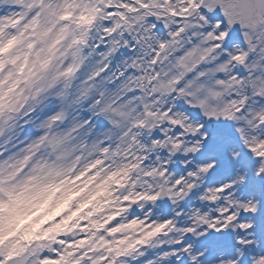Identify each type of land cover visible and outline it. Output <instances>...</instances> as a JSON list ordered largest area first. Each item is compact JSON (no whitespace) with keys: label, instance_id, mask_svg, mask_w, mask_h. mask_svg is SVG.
<instances>
[{"label":"snow or ice","instance_id":"1","mask_svg":"<svg viewBox=\"0 0 264 264\" xmlns=\"http://www.w3.org/2000/svg\"><path fill=\"white\" fill-rule=\"evenodd\" d=\"M154 2L135 0L138 14L123 31L113 23L111 0L109 7L101 0H0V208L30 183L49 187L90 170L115 175L118 157L135 158L132 167L142 174L134 197L121 191L115 218L88 221L96 231L77 221L35 243L25 235L29 243L20 244L0 228V264H166L191 256L193 229L180 227L171 208L178 205L182 217L179 209L201 192V201L217 207H193L197 221L208 224L214 211L218 224L238 225L240 250L229 243L225 258L264 264V165L259 184L243 171L264 160V136L253 134L264 128V0H231L240 9L235 14L223 0H164L170 14L153 11ZM96 5L101 26L93 35L78 25ZM193 132L198 143L189 149ZM85 157L87 167L80 163ZM197 164L212 177L206 189ZM235 165L231 179L212 176ZM186 171L193 182L185 188ZM233 189L259 191L260 202L234 199ZM74 193L67 191L61 209L81 200ZM137 224L138 239L117 241L116 233ZM221 231L230 236V229ZM202 242L213 243L207 235L194 241Z\"/></svg>","mask_w":264,"mask_h":264},{"label":"clouds","instance_id":"2","mask_svg":"<svg viewBox=\"0 0 264 264\" xmlns=\"http://www.w3.org/2000/svg\"><path fill=\"white\" fill-rule=\"evenodd\" d=\"M259 107V106H257ZM198 131V129H197ZM257 136H264V128L256 129L253 133ZM204 133H200L201 140L204 137ZM195 132L189 134L188 139L191 141V144L188 145L189 149L197 145V140L194 138ZM229 154L231 153V149L228 150ZM192 157H189V160H191ZM173 164L176 163L175 160L172 161ZM187 161H180V165L183 166ZM264 165V160H260L256 162L253 166L249 168H245L243 171L247 173L249 178L256 183H260V179L258 176V170L261 168V166ZM210 166V165H209ZM239 168V165H235L233 167V170L231 173H227L222 176H215V173H212V176L215 177L217 180H227L231 179V177L235 174H237V169ZM175 171V169H173ZM188 171H192L189 169ZM196 172L197 175L200 177L199 183L205 187V189L209 186L210 180L212 177L209 176L208 173H202L199 171V164L196 166ZM171 175V173H169ZM183 176L186 180L185 188L187 186V183H192L188 178V172H184ZM82 190V189H81ZM100 191H103V189H100ZM233 192L235 193L234 199H239L240 197H244L247 201L252 202V204L255 206L260 202L261 194L259 191L256 192H248L247 195H245L244 192L239 191L238 189H233ZM78 194V193H74ZM99 194V193H97ZM203 193H197L196 196L192 197V202L188 205H186L184 208H180V211L184 212V215L176 216L175 213L177 212L178 205H174L171 208L173 215V219L177 221L180 227H190L193 229L194 234L191 235V241L192 243V250H191V256H197L200 257V260L198 261V264H235V261H232L230 259H226L225 256L227 253L231 250L228 247V244H232V248H235L237 252H239V248H236V243H238V233L236 232V228L238 227L237 224H218L217 215L214 211L210 212L207 216V219L209 220L208 224L202 223L197 221L193 215H192V208H202L205 212H207L209 209H215L217 205L215 204H209L207 202L201 201L200 196ZM94 198V196L92 197ZM223 203V202H221ZM243 203V201H241ZM157 217H159V214L157 213ZM220 219H223V217H220ZM249 222L255 223L256 221L249 218ZM221 229H230V236L226 234L225 231H221ZM27 235V234H26ZM183 233L180 234L182 236ZM201 235H207L208 239L212 241V244H206L203 243L199 246H197L194 241L198 240ZM22 238V237H21ZM179 238V237H178ZM191 256L188 254H184L180 257H177L173 259L172 257H169V261L166 262V264H177L178 260L183 259L184 264H192ZM237 259H239V256H237Z\"/></svg>","mask_w":264,"mask_h":264},{"label":"rangeland","instance_id":"3","mask_svg":"<svg viewBox=\"0 0 264 264\" xmlns=\"http://www.w3.org/2000/svg\"><path fill=\"white\" fill-rule=\"evenodd\" d=\"M223 3L225 4V9L228 10L230 12V14H235V11L230 7L229 0H223ZM158 6H160L159 9L162 12L163 9H162L161 5H158ZM82 160L84 161L82 164H84L86 159H82ZM66 163H70V162H67V161L63 162V164H66ZM44 189H45V187H44V185L42 183H40V184L30 183L29 187L25 188L20 193V195L18 197H16L18 202H19L18 206L20 207V210H23L25 212L30 206H32L39 199V197L43 194ZM91 201H92V199H90V202ZM16 211H17L16 209H14V210L5 209L2 212V215H0V222L1 221H6V220H13V221L17 220V216L15 214ZM73 212H74V210H71V213H73ZM81 216H83L84 219H82V220L81 219H77V221H81L80 224H79L80 227H88L92 231H96L97 230L95 227H93L92 225H90L88 223L89 216L84 215V214H82ZM102 220L103 219H101V218H97L95 221H97V223H101ZM134 227H135V225H133V228Z\"/></svg>","mask_w":264,"mask_h":264}]
</instances>
